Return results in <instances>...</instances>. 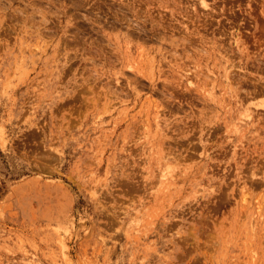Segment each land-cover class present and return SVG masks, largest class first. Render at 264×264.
Instances as JSON below:
<instances>
[{
	"label": "rangeland",
	"instance_id": "rangeland-1",
	"mask_svg": "<svg viewBox=\"0 0 264 264\" xmlns=\"http://www.w3.org/2000/svg\"><path fill=\"white\" fill-rule=\"evenodd\" d=\"M0 264H264V0H0Z\"/></svg>",
	"mask_w": 264,
	"mask_h": 264
}]
</instances>
